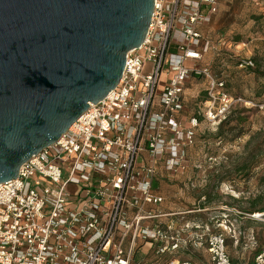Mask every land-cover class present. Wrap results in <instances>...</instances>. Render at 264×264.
<instances>
[{
    "label": "built area",
    "instance_id": "obj_1",
    "mask_svg": "<svg viewBox=\"0 0 264 264\" xmlns=\"http://www.w3.org/2000/svg\"><path fill=\"white\" fill-rule=\"evenodd\" d=\"M218 11L219 0H154L146 38L127 53L114 89L0 183V264H197L135 259L144 246L156 256L176 252L184 227L210 264H232L226 234L181 228L180 213L160 209L153 183L163 169L185 174L195 128H215L232 107L254 105L228 94L204 62L202 28ZM200 79L195 113L184 98ZM252 263L264 264V247Z\"/></svg>",
    "mask_w": 264,
    "mask_h": 264
},
{
    "label": "water",
    "instance_id": "obj_2",
    "mask_svg": "<svg viewBox=\"0 0 264 264\" xmlns=\"http://www.w3.org/2000/svg\"><path fill=\"white\" fill-rule=\"evenodd\" d=\"M154 0H0V183L117 85Z\"/></svg>",
    "mask_w": 264,
    "mask_h": 264
},
{
    "label": "rangeland",
    "instance_id": "obj_3",
    "mask_svg": "<svg viewBox=\"0 0 264 264\" xmlns=\"http://www.w3.org/2000/svg\"><path fill=\"white\" fill-rule=\"evenodd\" d=\"M202 32L204 62L211 71L226 81L229 91L263 103L264 0H219V11ZM205 85L203 79L188 85L184 101L190 111H199ZM260 105H237L230 123L221 128L204 124L195 128L193 144L187 148V171L172 177L163 169L155 188L164 199L160 209L180 213L176 218L182 228L196 219L207 222L211 231L224 232L229 255L242 264H250L264 247V217L247 212L252 202L264 204V106ZM252 216L258 221L249 222ZM184 228L186 243L179 246L178 259L208 264L206 249H191ZM251 240L252 250L245 247ZM153 252L150 249L148 256Z\"/></svg>",
    "mask_w": 264,
    "mask_h": 264
},
{
    "label": "trees",
    "instance_id": "obj_4",
    "mask_svg": "<svg viewBox=\"0 0 264 264\" xmlns=\"http://www.w3.org/2000/svg\"><path fill=\"white\" fill-rule=\"evenodd\" d=\"M220 77V76H219ZM220 78H222V77H220ZM223 79V78H222ZM225 84H226V90H227V93L228 94H230V95H232V96H236V97H241V98H243V99H245V100H251L254 104H257V105H260V104H264V102L263 103H261V102H255L254 100H253V98H249V97H243V96H241V95H239V94H236V93H233V92H231V91H229L228 90V87H227V83H226V81H225ZM236 107V106H235ZM235 107H232L231 108V110L227 113V115H226V117L216 126V127H219V128H221L224 124H228V123H230V121H231V119H232V117L234 116V113L236 112L235 111ZM157 179H155L154 181H153V183H154V187L156 188V187H158L157 185H158V183H157V181H156ZM156 190V189H155ZM258 203H260L259 201H256V202H252V207L250 208V210L249 211H247L248 213H252V212H256V213H262V215H263V217H264V204H262V205H260V206H257V204ZM259 217V216H258ZM177 219V221L180 223V220L178 219V218H176ZM249 222H251V221H258L257 220V218H255V217H251V218H248L247 219ZM196 222H198L202 227H208V228H210V226L208 225V223L207 222H205V224L203 223V221H198V220H196V219H193V221L191 222V223H196ZM197 224V223H196ZM198 225V224H197ZM251 239H253V238H251ZM253 241L251 240V241H249V243H247L246 245H245V247H247V248H249L250 250H252V246H253ZM226 245H227V242H226ZM259 250V249H258Z\"/></svg>",
    "mask_w": 264,
    "mask_h": 264
},
{
    "label": "crops",
    "instance_id": "obj_5",
    "mask_svg": "<svg viewBox=\"0 0 264 264\" xmlns=\"http://www.w3.org/2000/svg\"><path fill=\"white\" fill-rule=\"evenodd\" d=\"M162 207V206H161ZM193 224H196V223H193ZM180 227H181V224H180ZM182 228V227H181ZM185 229V228H184ZM186 230V229H185ZM182 236H183V230H182ZM189 243V246L191 249H197L198 247H202L203 244L201 246H193L191 241H188ZM204 247V246H203ZM145 248V249H144ZM179 248V247H178ZM177 248V251L175 252H171L169 253V255H173V256H176V257H179L180 255V252H178V249ZM205 248V247H204ZM180 249L183 251V249L180 247ZM206 249V248H205ZM148 248L146 246H144L143 248H141V252H138L136 253L135 255V259L136 260H139V261H145V262H152V261H157L158 259L157 258H164L166 255H161V256H156L155 255V252H153L152 256H148L147 252H148ZM207 251V250H206ZM208 253V252H207ZM230 256V255H229ZM140 258H147V260H141ZM234 258H237V257H234ZM233 256H230V259H231V263L232 264H242L241 262L237 261L236 259H234ZM253 260V258H252ZM208 264H210V262H208ZM250 264H253L252 262H250Z\"/></svg>",
    "mask_w": 264,
    "mask_h": 264
},
{
    "label": "bare ground",
    "instance_id": "obj_6",
    "mask_svg": "<svg viewBox=\"0 0 264 264\" xmlns=\"http://www.w3.org/2000/svg\"><path fill=\"white\" fill-rule=\"evenodd\" d=\"M258 215H260V213H257Z\"/></svg>",
    "mask_w": 264,
    "mask_h": 264
}]
</instances>
